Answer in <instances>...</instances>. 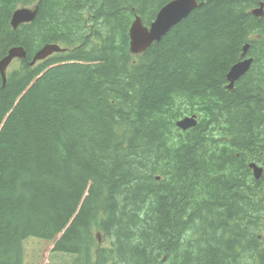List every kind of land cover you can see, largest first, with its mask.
I'll use <instances>...</instances> for the list:
<instances>
[{
  "label": "trees",
  "instance_id": "1",
  "mask_svg": "<svg viewBox=\"0 0 264 264\" xmlns=\"http://www.w3.org/2000/svg\"><path fill=\"white\" fill-rule=\"evenodd\" d=\"M170 1L0 0V61L26 53L0 78V264L50 245L75 250L66 264H264V174L249 168L264 169V0H197L131 54L134 19L148 27ZM47 44L67 51L31 67ZM183 116L196 127L176 129ZM94 224L112 241L95 252Z\"/></svg>",
  "mask_w": 264,
  "mask_h": 264
},
{
  "label": "water",
  "instance_id": "2",
  "mask_svg": "<svg viewBox=\"0 0 264 264\" xmlns=\"http://www.w3.org/2000/svg\"><path fill=\"white\" fill-rule=\"evenodd\" d=\"M198 5L194 0H173L163 6L156 15L154 22L151 24L150 29L140 27L139 20L133 24L130 31V52L133 55L140 54L144 52L147 48L152 45V41L158 40L160 36L164 35L173 25L179 24L181 21L186 19ZM35 8H19L13 14L11 18V27L16 30L18 26L27 24L32 21L35 17ZM255 16H261L260 13L253 12ZM60 52L57 45L55 46H45L33 57L32 63L36 61H42L49 57L50 55ZM25 56V52L22 48H12L8 51L7 56L0 61L1 73L3 76L4 68L14 59H22ZM251 61H245L234 65L228 74L229 89L232 88L234 81L243 76L249 69ZM4 77V76H3ZM196 124V118L185 117L181 122L177 123L182 129H187ZM249 168L253 171V174L258 178L261 174V169L251 163Z\"/></svg>",
  "mask_w": 264,
  "mask_h": 264
},
{
  "label": "bare ground",
  "instance_id": "3",
  "mask_svg": "<svg viewBox=\"0 0 264 264\" xmlns=\"http://www.w3.org/2000/svg\"><path fill=\"white\" fill-rule=\"evenodd\" d=\"M195 2H196V4L198 5V7L199 6H201L202 5V3L201 2H198L197 0H194ZM197 7V8H198ZM162 8V7H161ZM36 11H35V16H36V13H37V8L35 9ZM253 12H257V13H260L261 14V16H255L254 14H253ZM251 14L255 17V18H261L262 16H263V14H264V4L263 3H260L257 7H254L252 10H251ZM35 18V17H34ZM139 20V26L142 28V27H144V28H147V29H150V26H151V24L154 22H152L148 27H145V26H143L142 25V23H141V21H140V19L139 18H135L134 19V21H133V23H132V25H131V27H130V30H129V38H130V31H131V29H132V27H133V24L136 22V20ZM34 20V19H33ZM32 20V21H33ZM32 21H30L29 23H31ZM29 23H27V24H29ZM67 23V22H66ZM94 23V22H93ZM11 24V23H10ZM178 24H176V25H173L164 35H162V36H160V38L158 39V40H155V41H152L153 43L154 42H159V41H161V38L162 37H164V36H166V34L172 29V28H174V27H176ZM85 28V27H84ZM94 28V27H93ZM99 31V30H98ZM68 33V32H67ZM130 42H131V40H130ZM152 43V44H153ZM55 45H57V44H47V45H44L42 48H44L45 46H55ZM58 46V45H57ZM151 46V45H150ZM59 47V49H60V52H57V54L58 53H64V52H66L67 50L65 49V48H62L61 46H58ZM13 48H21V47H13ZM42 48H40L37 52H39ZM148 49V48H147ZM146 49V50H147ZM2 50V49H1ZM248 50H249V44H246L245 46H244V49H243V54H242V60L241 61H239L238 63H236L235 65H237V64H239V63H243V62H245V61H248V60H250L251 61V63H250V67H251V65H252V62H253V58H251V57H248L246 54H248ZM1 53V52H0ZM115 53V52H114ZM143 53V52H142ZM142 53H140V54H142ZM54 54H56V53H54ZM54 54H52V55H54ZM113 54V53H112ZM140 54H137V55H140ZM52 55H50L49 57H51ZM111 55V54H110ZM7 56V55H6ZM5 56V57H6ZM35 56V55H34ZM33 56V57H34ZM118 56V55H117ZM4 57V58H5ZM3 58V59H4ZM26 58V53H25V56H24V58H22V59H19V58H14L5 68H4V70H3V76H2V73L0 72V78H1V87H4L5 85H6V82H7V69H8V67H9V65L14 61V60H23V59H25ZM2 59V60H3ZM95 59H97L96 57H95ZM110 59V58H109ZM121 59V58H120ZM32 60H33V58H32ZM32 60L29 62V65L31 66V67H34L38 62H41V61H36L34 64L32 63ZM99 60V59H98ZM43 61V60H42ZM117 61V60H116ZM120 61V60H119ZM93 64V63H92ZM98 64V63H97ZM121 64V63H120ZM110 65V64H109ZM233 67V66H232ZM232 67H231V69H232ZM250 67H249V69H250ZM123 69V68H122ZM230 69V70H231ZM249 69H248V71H249ZM0 71H1V67H0ZM152 71V70H151ZM247 71V72H248ZM94 72V71H93ZM148 72H149V70H148ZM230 72V71H229ZM246 72V73H247ZM114 73V72H113ZM123 73V72H122ZM245 73V74H246ZM229 74V73H228ZM244 74V75H245ZM89 75V74H88ZM136 75V74H135ZM243 75V76H244ZM136 77H137V75H136ZM138 77H140V75L138 76ZM242 77V76H241ZM240 77V78H241ZM97 78V77H96ZM240 78H238L236 81H234V83H236ZM115 79H117V78H115ZM131 79H134V78H131ZM138 79H140V78H138ZM123 80V79H122ZM137 80V79H136ZM135 80V81H136ZM227 81H228V86H227V89H229L228 87H229V85H230V83H229V80H228V75H227ZM108 83V82H107ZM234 83H233V85H232V88L231 89H229V90H232L233 89V86H234ZM105 84V83H104ZM34 86V85H33ZM38 87V86H37ZM82 90V89H81ZM105 91V90H104ZM38 92V91H37ZM92 93V92H91ZM106 94V93H105ZM108 95V94H107ZM109 96V95H108ZM93 99V98H92ZM88 101V100H87ZM40 104V103H39ZM57 105V104H56ZM59 106V105H58ZM57 106V107H58ZM11 112V111H10ZM193 117V116H192ZM195 118H196V116H194ZM23 118V117H22ZM185 118V117H184ZM183 119V118H182ZM182 119H179V120H177L176 121V123H175V125H176V127H178L182 132H186V131H188V130H190V129H193V128H195L196 127V125H197V119H196V124L194 125V126H192V127H189V128H187V129H182V128H180L179 126H177V123L178 122H181L182 121ZM198 120H199V118H198ZM35 127V126H34ZM41 131V130H40ZM109 146V145H108ZM108 148H110V147H108ZM107 148V149H108ZM98 150V149H97ZM100 150V149H99ZM112 152H113V150H111ZM192 159V158H191ZM118 161H119V159H118ZM117 161V162H118ZM122 161V160H121ZM185 161V160H184ZM120 162V161H119ZM112 163H113V161H112ZM120 164V163H119ZM122 164V163H121ZM123 164H124V162H123ZM115 165V164H114ZM117 167V166H116ZM120 167V166H119ZM118 167V168H119ZM123 167V166H122ZM115 168V167H114ZM121 168V167H120ZM260 169H261V174H260V176L258 177V178H256L255 176H254V174H253V171H252V176H253V179L254 180H259L260 178H261V176H262V173H263V168L260 166L259 167ZM122 170V169H121ZM110 171H111V169H110ZM119 178V177H118ZM156 179H159V176L156 178ZM121 181H122V179H121ZM120 181V182H121ZM119 182V183H120ZM118 183V182H117ZM125 184H127V183H125ZM122 186V185H121ZM97 187V186H96ZM141 188V187H140ZM96 189V188H95ZM102 189V188H101ZM99 190V189H98ZM143 190V189H142ZM181 193H184V191H180ZM141 193V192H140ZM175 193V191L173 192V194ZM145 194V193H144ZM176 195V194H175ZM180 196V195H179ZM178 196V197H179ZM183 196H184V194H183ZM188 197V196H187ZM182 198V197H181ZM171 199V198H170ZM176 199V198H175ZM183 199V198H182ZM185 200V199H184ZM87 203V202H86ZM179 203L180 204H183V202L182 201H179ZM88 205V204H87ZM90 207V206H89ZM174 207V206H173ZM86 208V207H85ZM87 211H89L88 209H87ZM90 214V213H89ZM91 215V214H90ZM87 217H89V215L87 216ZM86 218V217H85ZM175 218V217H174ZM87 219V218H86ZM83 223V222H82ZM86 224V223H85ZM83 227H85V226H83ZM78 230V229H77ZM81 236V235H80ZM24 240V239H23ZM79 240V239H78ZM21 243H23V242H21ZM80 243V242H79ZM64 244V243H63ZM63 244H62V246H63ZM23 245V244H22ZM75 248V247H74ZM22 252V251H21ZM24 254V253H23ZM244 261V264H251V261L252 260H250L249 258L248 259H244L243 260Z\"/></svg>",
  "mask_w": 264,
  "mask_h": 264
},
{
  "label": "rangeland",
  "instance_id": "4",
  "mask_svg": "<svg viewBox=\"0 0 264 264\" xmlns=\"http://www.w3.org/2000/svg\"><path fill=\"white\" fill-rule=\"evenodd\" d=\"M34 5L27 6L28 9H32ZM19 60H14L7 69V74L10 73L13 70H16L19 68ZM186 116L180 117L179 119H182ZM178 119V120H179ZM176 123V122H175ZM176 127V125H175ZM179 131H181L178 127H176ZM182 132V131H181ZM263 168V167H262ZM264 170V169H263ZM264 174V172H263ZM88 181L91 182L90 177H88ZM234 190V189H232ZM97 226L94 224L92 229V235L94 237V240L96 241V247L93 249V252H95L99 248L109 247L112 243L111 239L104 236L103 232H101ZM113 240V239H112ZM26 254L28 253L29 256H27L25 264H33L35 263V259H33V256L41 255L40 260L37 264H66L68 263V257L75 255V250L70 248L66 250H62L61 252H58L53 245H50L48 250H42L38 247H32V248H26Z\"/></svg>",
  "mask_w": 264,
  "mask_h": 264
}]
</instances>
